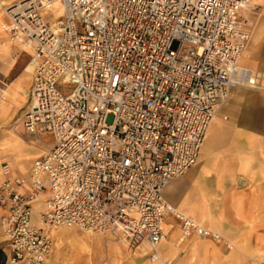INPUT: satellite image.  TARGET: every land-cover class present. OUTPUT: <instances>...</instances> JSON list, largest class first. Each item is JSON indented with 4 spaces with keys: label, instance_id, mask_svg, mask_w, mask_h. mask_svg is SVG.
I'll return each mask as SVG.
<instances>
[{
    "label": "built area",
    "instance_id": "1",
    "mask_svg": "<svg viewBox=\"0 0 264 264\" xmlns=\"http://www.w3.org/2000/svg\"><path fill=\"white\" fill-rule=\"evenodd\" d=\"M57 2L62 17L50 23L44 14ZM250 6L251 0H22L7 8L4 31L34 46L23 129L49 144L27 175L1 164L9 264H45L52 227L125 234L131 248L143 241L155 248L171 212L183 236L219 237L177 211L164 189L197 163L233 88L258 83L251 82L258 74L239 64L251 38L242 17ZM43 192L38 225L32 216Z\"/></svg>",
    "mask_w": 264,
    "mask_h": 264
},
{
    "label": "crops",
    "instance_id": "2",
    "mask_svg": "<svg viewBox=\"0 0 264 264\" xmlns=\"http://www.w3.org/2000/svg\"><path fill=\"white\" fill-rule=\"evenodd\" d=\"M55 8L62 11L57 6ZM61 17L62 12L59 19ZM242 17L248 20L251 38L240 67L257 73L258 79L254 75L252 77L253 83H258L233 88L229 102L217 111L207 130L197 163L171 180L164 189L165 198L180 213L216 232L219 237L202 236L196 232L183 236L181 221L170 212L164 218L165 237L156 248L147 241L141 242L136 249L131 248L123 234L121 241L131 249L134 259L124 248L110 242H119L120 239H105L97 233L91 234L90 238L77 228L68 231L63 228L65 233L61 231V237L58 230L53 232L54 237L64 238L63 249L54 251L53 240L50 260L45 263L264 264V0H251V6L242 11ZM7 23L6 14L1 12V31ZM24 44L19 39L12 40L6 31L0 34V90L6 97L0 100V120L15 116L20 108L17 103H25L26 94H23L24 85L20 80L25 71L30 75L26 90L33 81V68L29 61L34 46ZM19 66L21 72L10 78ZM8 96L12 98L9 105ZM4 101L5 106L2 105ZM29 149L34 152H29ZM24 153L31 158L39 157L42 148L30 143ZM16 170L20 175L30 173L29 170ZM43 207L42 200L35 205L38 216ZM81 237L87 239L84 248L80 244ZM68 238L79 243L72 250L77 257L76 262L67 260L65 248L69 245ZM144 244L147 245V256H143L141 251ZM88 251L91 259L87 257ZM155 255L159 256L158 260L153 258Z\"/></svg>",
    "mask_w": 264,
    "mask_h": 264
},
{
    "label": "rangeland",
    "instance_id": "3",
    "mask_svg": "<svg viewBox=\"0 0 264 264\" xmlns=\"http://www.w3.org/2000/svg\"><path fill=\"white\" fill-rule=\"evenodd\" d=\"M6 1H7L6 5H5L6 7H10L12 4H15L16 2H18L16 0H6ZM59 8L62 10L61 6H58V9ZM1 12L3 14L4 13L6 14L5 10L2 9V8H0V13ZM57 13H59V14H57ZM60 14H61V12H58L57 9L54 7V8L48 9L45 12L44 16H45V18H46V20L48 22L54 23V22L57 21V19H59ZM0 34H5V31H1L0 30ZM24 46H25V44H24ZM30 52L32 53V52H34V50L30 51ZM27 65H29V63ZM21 69L22 68H20V66L17 67V69L11 74L10 78L14 77L18 73H20ZM28 78H30V75L28 76L27 75V71H25V74L20 79L21 81H23V85H24L23 88H22L23 94L24 95L26 94L25 95V98H26L25 99V103H23V102L22 103L21 102L17 103L20 106V108L17 110V113H16L15 116L7 118L6 120H0V168H1V164L2 163L8 162V163H10L13 166L14 170L16 171V173H17L16 168H18L21 171H25V172L28 171V170L30 171L33 161L38 157L37 156V157L31 158L27 154L24 153L25 148L28 147L30 145V143L31 144H35V143L28 142V141H26L23 138V135L25 137H27V134L25 133L23 128L21 129V124H20V118L23 115V113L25 114V111L27 110L28 105H29L26 102L27 99L28 100L30 99V88L29 89L27 88V90H26V85H27V79ZM251 79H252V81H251L252 83L255 82V80L253 79L252 76H251ZM247 82H250V81L248 80ZM0 100H2V98H1V90H0ZM7 100H8V104L7 105H9L10 101L12 100V98L10 96H8ZM13 106H15V105H13ZM22 127H23V125H22ZM36 145H38V144H36ZM16 160H19V161H16ZM1 213H0V215H1ZM34 215H35V216H33L34 221H38V217L39 216L36 214V211L34 212ZM57 230L59 231L58 235L60 236V235H62V232L64 234L65 230L68 231L70 229H65L64 231H62V229L57 228ZM82 232H84V234H86L85 236H87V237H90V235L92 234V233H89V232H86V231H83V230H82ZM52 238L54 240V251L55 250H62L64 245H65L64 238L62 237V238L58 239L57 237H54L53 235H52ZM104 238L106 239L107 237H104ZM0 240H1L0 241V248L6 254V252H7V241L5 239V236H4V233H3L2 229H1V226H0ZM68 242H69V245H68V247L65 248V252L68 255V259L67 260H68V262H76V258L77 257H75V255L73 254L72 250L79 243H77L72 238H68ZM110 242H113V243L117 244L122 249L124 248L130 254L131 258L134 259L133 255L131 253V249L128 248L127 245H125L121 241V238H120L119 242H117V241H110ZM86 243H87V239L85 237H81L80 244H82L81 246L83 248H84V246L86 247ZM87 257L89 259H91L90 251L87 252ZM49 260L50 259L48 258L47 262H49ZM6 264H9L7 262V254H6ZM45 264H47V263H45Z\"/></svg>",
    "mask_w": 264,
    "mask_h": 264
},
{
    "label": "bare ground",
    "instance_id": "4",
    "mask_svg": "<svg viewBox=\"0 0 264 264\" xmlns=\"http://www.w3.org/2000/svg\"><path fill=\"white\" fill-rule=\"evenodd\" d=\"M18 2H20V1H22V0H17ZM45 3H46V0H43ZM5 4H6V1H1L0 0V8H2V9H4L5 10V12L7 13V8H9V7H6L5 6ZM27 4V3H26ZM58 7V6H61L58 2L57 3H54L50 8H52V7ZM62 12V11H61ZM245 52V51H244ZM244 52H243V54H242V56H241V58H240V60L242 59V57H243V55H244ZM239 64H240V61H239ZM1 98H3V99H6V97L5 96H3V95H1ZM27 104H30V99L28 100V102H27ZM2 105H4L5 106V101L2 103ZM219 110V109H218ZM217 110V111H218ZM217 111H216V114H217ZM216 114H215V116H214V118L216 117ZM24 117V113H23V115L21 116V118H20V124H21V129L23 128L22 127V118ZM214 118H213V120H214ZM212 120V121H213ZM16 128V127H15ZM23 138L26 140V141H28V142H32V143H35V144H32V145H34V146H36V144H38L37 146L38 147H41L42 148V153H41V155L49 148V144H48V142L46 141V140H39V139H33V138H28V137H25L24 135H23ZM29 152H34V150L33 149H29ZM40 155V156H41ZM10 164V163H9ZM10 166H11V168H12V173L14 174V175H16L17 173H16V171L14 170V168H13V166L10 164ZM2 179H3V174H2V168H0V182L2 181ZM45 199H46V192H43V193H41L40 194V196H39V198L37 199V201L35 202V204H34V210H33V216H34V212H35V205L39 202V201H43L44 202V205H45ZM44 208V207H43ZM42 208V209H43ZM41 209V210H42ZM176 209V208H175ZM40 210V211H41ZM177 211H178V209H176ZM33 216H32V219H33ZM33 222L34 223H36V224H38V225H44V223H43V221H42V219H41V216H40V212H39V217H38V221H34V219H33ZM57 228H60V229H63V228H67V229H73V228H69V227H65V226H60V227H52L51 229H50V233H51V236L53 235V232L55 231V230H57ZM86 232H89V233H95V232H93V231H86ZM123 236V234H121V235H119V236H111V235H105L104 237H107V238H112V239H116V240H119L121 237ZM124 237H125V239H126V241H129V238L124 234ZM163 240H161L160 241V243L157 245V246H159L160 244H161V242H162ZM146 242V241H145ZM145 244H148V243H145ZM144 244V245H145ZM143 245V246H144ZM156 246V247H157ZM152 247V246H151ZM155 247V248H156ZM150 248V247H149ZM154 248V247H153ZM136 249V248H135ZM141 251H142V253H143V256H147L148 255V250H147V245H145L144 247H141ZM158 258H159V256H158ZM158 258L157 259H155V260H158Z\"/></svg>",
    "mask_w": 264,
    "mask_h": 264
},
{
    "label": "trees",
    "instance_id": "5",
    "mask_svg": "<svg viewBox=\"0 0 264 264\" xmlns=\"http://www.w3.org/2000/svg\"><path fill=\"white\" fill-rule=\"evenodd\" d=\"M0 264H6V254L1 248H0Z\"/></svg>",
    "mask_w": 264,
    "mask_h": 264
}]
</instances>
